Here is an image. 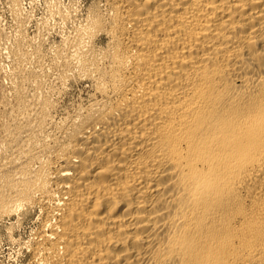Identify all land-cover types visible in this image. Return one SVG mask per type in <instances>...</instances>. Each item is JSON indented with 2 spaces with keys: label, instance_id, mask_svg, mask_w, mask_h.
I'll return each instance as SVG.
<instances>
[{
  "label": "bare ground",
  "instance_id": "1",
  "mask_svg": "<svg viewBox=\"0 0 264 264\" xmlns=\"http://www.w3.org/2000/svg\"><path fill=\"white\" fill-rule=\"evenodd\" d=\"M102 1L47 54L12 0L0 40V221L42 214L26 264H264V0ZM51 75L96 94L57 131Z\"/></svg>",
  "mask_w": 264,
  "mask_h": 264
},
{
  "label": "rangeland",
  "instance_id": "2",
  "mask_svg": "<svg viewBox=\"0 0 264 264\" xmlns=\"http://www.w3.org/2000/svg\"><path fill=\"white\" fill-rule=\"evenodd\" d=\"M32 2V3H31ZM47 2V3H46ZM55 2V3H54ZM60 2V4H59ZM96 2V3H95ZM101 2V3H100ZM21 3V9H22V14L21 16L23 17L22 20L24 21V34L26 36H28L30 39H32L34 37L35 41L36 39L39 40L36 42H41L43 39L44 45H43V50H45L44 52H46L47 54L50 53L51 51H53V48L56 45H59V43L66 37H73L75 36L78 32L77 28L79 25H83L86 22V19L88 17V13H90V11L96 7L98 5V7H101L103 5L100 4H104L102 0H20ZM54 3V4H53ZM52 4V6H51ZM57 5V6H56ZM62 5V6H61ZM95 5V6H94ZM48 6V7H47ZM93 6V7H92ZM54 7V8H53ZM91 7V8H90ZM66 10H65V9ZM26 9V10H25ZM53 9V10H52ZM59 9V10H58ZM61 9V10H60ZM69 9V10H68ZM79 9V10H78ZM24 10V11H23ZM71 10V11H70ZM12 0H0V38L4 37V32H6V34L12 36L15 33H17L18 28H17V18L15 17L14 12L12 11ZM28 11V12H27ZM32 11V12H31ZM34 11V12H33ZM55 11V12H54ZM79 11V12H78ZM59 12L62 13H68L67 15H70V18L68 19H64ZM13 13V14H12ZM77 13V14H76ZM47 14V15H46ZM43 15V16H42ZM53 15V16H52ZM73 15V16H72ZM33 16V17H32ZM51 16V17H50ZM59 16V17H58ZM77 16V17H76ZM32 17V18H31ZM62 19H61V18ZM30 21V22H28ZM30 18V19H29ZM49 18V19H48ZM51 18V19H50ZM2 19V20H1ZM34 19V20H33ZM36 19V20H35ZM45 19V20H44ZM70 19V20H69ZM73 19V20H72ZM44 20V21H43ZM63 20V21H62ZM10 21V22H9ZM15 21V22H14ZM27 21V22H26ZM46 21V22H45ZM67 21V23H66ZM41 22V23H40ZM63 22V23H62ZM69 22V23H68ZM5 23V24H4ZM9 23V24H7ZM50 23V24H49ZM65 23V24H64ZM74 23V24H73ZM79 23V24H78ZM28 24V25H27ZM40 24V25H38ZM15 25V26H14ZM49 25V26H47ZM60 25V26H59ZM65 25V26H64ZM47 26V27H46ZM52 26V27H51ZM63 26V27H62ZM77 26V27H76ZM45 27V29H44ZM56 27V28H55ZM60 27V28H59ZM68 27V28H67ZM5 28V29H4ZM65 28V29H64ZM76 28V29H74ZM5 31H4V30ZM17 29V30H16ZM40 29V30H39ZM52 29V31H51ZM64 29V30H63ZM1 30H3L1 32ZM28 30V31H27ZM49 30V31H48ZM16 31V32H15ZM61 31V32H60ZM73 33H72V32ZM51 32V33H50ZM60 32V33H59ZM69 32V33H68ZM75 32V33H74ZM4 33V34H3ZM14 33V34H13ZM46 34V35H45ZM51 34V35H50ZM74 34V35H73ZM68 35V36H67ZM70 35V36H69ZM72 35V36H71ZM33 36V37H32ZM37 36V37H36ZM27 37V38H28ZM62 37V38H61ZM4 38H1L0 40H2ZM48 39V40H47ZM46 40V41H45ZM50 40V41H49ZM56 41V42H55ZM46 44V45H45ZM53 44V45H52ZM45 47V48H44ZM50 49V50H49ZM52 49V50H51ZM50 51V52H49ZM1 55V54H0ZM3 58L5 56L1 55ZM0 56V65L3 64L2 66L5 67V71H9L11 69V65L10 62L7 61L6 62V58L3 59ZM48 58V57H47ZM5 60V63L3 60ZM46 60V61H45ZM45 62H47L45 65H49L51 64V62L49 63L50 59H45ZM8 62H9V68H8ZM7 63V64H6ZM9 69H7L6 68ZM46 67V66H45ZM47 67V68H48ZM4 72H1L0 75V96L3 95V93H5L6 89V94H8L7 92H9L8 96H11L12 94V90H10L12 88V84L10 83L11 81H9L10 79L6 76V74H4ZM4 76V77H3ZM52 76V75H51ZM56 76V77H55ZM58 75H54L52 77L49 78V82H54V85H56L57 83V87H56V91L54 93V95L52 96L53 100L56 101L55 104H59V105H55V110H53L52 112V119H53V124H54V128H53V124L52 127L50 126V130L51 131H57L56 126L58 127V125L61 123H58L59 121H64V117H69V115L71 116L72 114L76 113V110H80L87 106H89L92 102L95 101L96 99V94L94 93V89L92 87V85H90L91 83H89L86 79H75V77L71 78V79H67L64 81V83L62 84L61 81H57L59 80V78L57 77ZM7 77V79H6ZM5 78V79H3ZM52 78V79H51ZM56 78V80L54 79ZM51 79V80H50ZM74 79V80H73ZM5 80V81H4ZM54 80V81H53ZM76 80V81H75ZM86 80V81H85ZM82 81V82H81ZM67 82V83H66ZM87 82V84H86ZM60 83V84H59ZM71 83V84H70ZM70 84V85H69ZM73 84V85H72ZM89 84V85H88ZM62 85V87L60 86ZM65 85V86H63ZM67 85V86H66ZM11 86V87H10ZM91 86V87H90ZM9 89H7V88ZM65 87H67L65 89ZM2 88V89H1ZM4 88V89H3ZM60 89V92L58 90ZM62 89V90H61ZM4 90V91H3ZM2 91V92H1ZM61 91L62 94H61ZM59 92V93H58ZM70 92V93H69ZM91 92V93H90ZM58 93V94H57ZM11 94V95H10ZM57 94V95H56ZM59 95V97H57ZM93 95V96H92ZM71 96V97H70ZM95 96V97H94ZM56 97V98H55ZM55 98V99H54ZM67 98V99H66ZM93 98V99H92ZM75 101V102H74ZM78 101V102H77ZM84 101V102H83ZM90 102V103H89ZM67 104V105H66ZM81 104V106H79ZM84 104V105H83ZM61 105V106H60ZM83 105V106H82ZM57 106V108H56ZM59 106V107H58ZM75 106V107H74ZM62 107V108H61ZM80 109H79V108ZM66 108V109H65ZM66 110V111H65ZM72 113H71V112ZM76 111V112H75ZM57 112V114H56ZM74 112V113H73ZM66 115H65V114ZM69 115H68V114ZM57 115V117L55 116ZM68 115V116H67ZM55 116V117H54ZM64 116V117H63ZM60 117V120H59ZM62 117V118H61ZM56 120H55V119ZM64 118V119H63ZM62 119V120H61ZM55 120V121H54ZM56 124V125H55ZM52 128V129H51ZM29 213L25 214V213ZM39 209H35V210H26L25 211H21L18 215H15L11 218H6L3 221H0V264H26L29 260V254L27 249L24 246V243L29 241L28 239H30L31 233L34 234V231L36 232L35 229H38V225H40V220H42V214L41 211L39 213ZM24 212V214H23ZM22 213V214H21ZM32 213V214H31ZM21 214V216H20ZM24 215V216H23ZM40 215V216H39ZM20 216V217H18ZM13 218V219H12ZM21 218V220H20ZM41 218V219H40ZM10 219V220H9ZM36 219V220H35ZM38 219V220H37ZM40 219V220H39ZM17 220H20L19 222ZM23 220V221H22ZM13 221V222H12ZM17 221V222H16ZM23 222V223H22ZM39 222V223H38ZM11 224V225H10ZM12 224H16V225H12ZM19 226H18V225ZM11 227V228H9ZM13 228V229H12ZM16 228V229H15ZM13 234H12V231ZM4 231V232H3ZM9 232V233H8ZM11 232V233H10ZM9 234H11L10 236H13V239L9 236ZM20 235V236H19ZM27 240H26V238ZM30 237V238H29ZM8 238V239H7ZM10 238V240H9ZM20 238V240L18 241V239ZM22 238V239H21ZM13 240V241H12ZM17 240V241H16ZM22 240V241H21ZM21 243H18L20 242ZM24 241V243L22 244V242ZM16 242V243H15ZM12 243V244H11ZM14 244V245H13ZM19 244V245H18ZM21 244V245H20ZM21 246V247H20ZM25 249V251L23 250Z\"/></svg>",
  "mask_w": 264,
  "mask_h": 264
}]
</instances>
